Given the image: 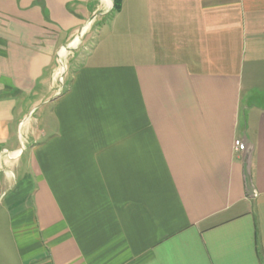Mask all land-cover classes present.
I'll list each match as a JSON object with an SVG mask.
<instances>
[{
  "label": "crops",
  "instance_id": "1",
  "mask_svg": "<svg viewBox=\"0 0 264 264\" xmlns=\"http://www.w3.org/2000/svg\"><path fill=\"white\" fill-rule=\"evenodd\" d=\"M0 264H264V0H0Z\"/></svg>",
  "mask_w": 264,
  "mask_h": 264
},
{
  "label": "built area",
  "instance_id": "2",
  "mask_svg": "<svg viewBox=\"0 0 264 264\" xmlns=\"http://www.w3.org/2000/svg\"><path fill=\"white\" fill-rule=\"evenodd\" d=\"M234 147H236L240 151H245L246 150V146L240 140H235L234 141ZM4 152L8 155V153L6 151H4Z\"/></svg>",
  "mask_w": 264,
  "mask_h": 264
},
{
  "label": "trees",
  "instance_id": "3",
  "mask_svg": "<svg viewBox=\"0 0 264 264\" xmlns=\"http://www.w3.org/2000/svg\"><path fill=\"white\" fill-rule=\"evenodd\" d=\"M122 0H114V10H118L120 8Z\"/></svg>",
  "mask_w": 264,
  "mask_h": 264
},
{
  "label": "rangeland",
  "instance_id": "4",
  "mask_svg": "<svg viewBox=\"0 0 264 264\" xmlns=\"http://www.w3.org/2000/svg\"><path fill=\"white\" fill-rule=\"evenodd\" d=\"M64 72H65V66H64Z\"/></svg>",
  "mask_w": 264,
  "mask_h": 264
}]
</instances>
